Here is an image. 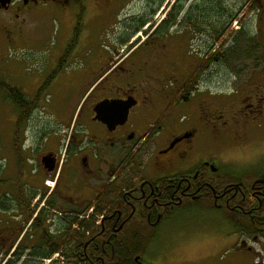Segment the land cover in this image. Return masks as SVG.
Wrapping results in <instances>:
<instances>
[{
  "label": "flooded vegetation",
  "instance_id": "af4514ba",
  "mask_svg": "<svg viewBox=\"0 0 264 264\" xmlns=\"http://www.w3.org/2000/svg\"><path fill=\"white\" fill-rule=\"evenodd\" d=\"M250 13L259 33L264 0H0V264L62 221L68 264H218L175 238L210 218L230 263L264 264V165L218 149L264 122V84L223 103L216 82Z\"/></svg>",
  "mask_w": 264,
  "mask_h": 264
},
{
  "label": "rangeland",
  "instance_id": "374dc122",
  "mask_svg": "<svg viewBox=\"0 0 264 264\" xmlns=\"http://www.w3.org/2000/svg\"><path fill=\"white\" fill-rule=\"evenodd\" d=\"M255 13H250V20L247 24V30L250 37H247L245 41L241 39L242 44L237 47L235 45V54L228 61L220 60L218 62V76L216 82L218 83L220 94H225L226 99H220V102H229L232 97L240 98L245 94L250 86L254 84H264V27H261L260 32L257 33L256 24L254 19ZM239 25H235V31L239 28ZM236 40L242 37L235 33ZM237 47V48H236ZM242 50V52H238ZM256 51V55H251ZM245 52V53H244ZM28 52L26 50L19 54V58H27ZM255 57L257 59H255ZM80 63L74 62L73 68L80 67ZM229 94V95H228ZM14 125L0 123V175L5 167L6 160L4 159L7 153L10 155L8 148L11 145L12 133L14 131ZM256 136L254 140L244 143H237L235 140H228L222 138L219 140L218 149L219 156L223 160L222 162L229 165L244 166L254 161H260V165H264V122L262 121L258 125L254 132ZM263 156V157H262ZM3 176H0V204L4 202L3 192ZM1 208V207H0ZM2 212V210L0 211ZM1 215V213H0ZM204 220L205 222L196 221L197 224H193L194 220L188 221V224L194 226H186L187 229L179 227L176 232V239L181 242L182 249L180 254L187 253L190 257L204 256L209 254L211 245L217 257L218 264H232L230 263L231 251H222L225 248L220 242L217 224L222 223L221 220ZM190 227V229H188ZM20 234L18 233V237ZM208 238L210 239L211 243ZM24 242V241H23ZM251 246H255L258 250V245L251 243ZM183 252V253H182ZM209 252V253H207ZM187 255V256H188ZM53 260H46L43 264H68L67 258L62 255H54ZM57 261V262H56Z\"/></svg>",
  "mask_w": 264,
  "mask_h": 264
},
{
  "label": "trees",
  "instance_id": "16d2710c",
  "mask_svg": "<svg viewBox=\"0 0 264 264\" xmlns=\"http://www.w3.org/2000/svg\"><path fill=\"white\" fill-rule=\"evenodd\" d=\"M248 37V35L246 36H242L237 42V47H239L242 42L240 41L241 39H244L243 41H245V39ZM236 47V48H237ZM242 52V50H238V52ZM245 53V52H244ZM18 105H21V103H18ZM0 207L2 208L3 207V202L0 204ZM38 222V221H37ZM62 226H65L64 228V232L56 239L54 240H51V237L50 236H47L46 233H45V229H44V222H42V224L38 227H41L43 232H42V237H41V241H42V245H43V250L42 252L40 253L41 254V258L46 261V260H51L52 257L54 255H62L64 256L66 253H65V248H64V245H65V242H66V239H67V236H63L61 237L62 235L66 234V230L69 229V227L67 226H70L69 222H65V221H62L61 222ZM67 227V228H66ZM24 244V242H21V245ZM39 254V255H40ZM22 255H23V252L20 251V248H16V251L12 254V259L9 261V263L7 264H40L35 258L38 256H36L35 252H33V256L35 258L33 259H28L26 261H24L23 263H21V259H22ZM57 262V261H56ZM43 263V262H42ZM55 264V263H54Z\"/></svg>",
  "mask_w": 264,
  "mask_h": 264
}]
</instances>
